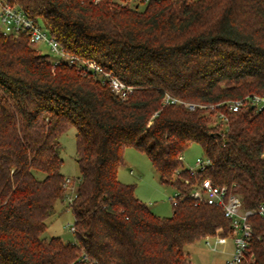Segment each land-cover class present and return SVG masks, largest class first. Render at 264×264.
I'll use <instances>...</instances> for the list:
<instances>
[{"label":"trees","instance_id":"obj_1","mask_svg":"<svg viewBox=\"0 0 264 264\" xmlns=\"http://www.w3.org/2000/svg\"><path fill=\"white\" fill-rule=\"evenodd\" d=\"M13 1L70 55L134 91L121 100L77 68L53 67L26 36L0 34V264H192L186 245L233 235L220 207L190 199L196 185L226 186L246 210L264 204V112L228 107L264 94V0H149L143 11L113 0ZM71 128L75 242L47 241L46 220L66 197L60 138ZM192 144L212 161L196 175L180 160ZM129 147L182 197L171 217L118 180ZM250 222V264H264V222Z\"/></svg>","mask_w":264,"mask_h":264},{"label":"built area","instance_id":"obj_2","mask_svg":"<svg viewBox=\"0 0 264 264\" xmlns=\"http://www.w3.org/2000/svg\"><path fill=\"white\" fill-rule=\"evenodd\" d=\"M148 1L149 0H146L145 2ZM0 34L15 38L26 36L30 45L33 47L40 44L48 46L51 52L57 56V60L51 62L53 67L64 64L69 67L77 68L84 76L96 78L103 84L108 85L112 92L121 100L128 99L134 91L132 86L127 85L117 76L106 71L95 61L84 60L70 55L66 49L51 36L48 28L42 23L34 21L27 12L13 0H0ZM165 102L183 105L191 111L196 110L197 107H204V105L172 98L170 95H166ZM247 106L255 108L257 112H264V94L249 95L245 98L228 102L229 110L233 112H238ZM219 118L224 120V122L227 121L223 115H219ZM180 160L183 161V156H180ZM211 164V159L205 156L203 158H198L196 161L197 169L190 170V172L192 175H196L199 171H205ZM131 173H133V171H131ZM70 183L72 182L69 179L64 182L66 190ZM189 197L196 206L207 204L220 207L226 218L231 221V227L233 229V235L231 237L234 242V250L226 264H250L252 260L251 240L253 237V228L250 218L257 215L264 222V204L246 210L243 208V201L239 195L231 193L226 186L215 185L211 179H204L199 185H196ZM181 200L182 197L177 192L175 197L171 198L173 205H178ZM72 230L74 232L75 227H73Z\"/></svg>","mask_w":264,"mask_h":264},{"label":"rangeland","instance_id":"obj_3","mask_svg":"<svg viewBox=\"0 0 264 264\" xmlns=\"http://www.w3.org/2000/svg\"><path fill=\"white\" fill-rule=\"evenodd\" d=\"M113 1L120 5L127 4L129 8L138 9L139 11L145 10L147 5L144 2L146 0ZM192 1L188 2L191 3ZM138 4L139 7H136ZM33 48L43 56H47L50 62L57 60V56L51 52L48 46L40 44ZM211 123L212 126L220 124L219 119L214 116L211 117ZM76 134V129L71 128L60 138V156L64 161L61 173L66 180L69 179L72 183L67 188L64 200L57 201L55 213L46 220L47 228L41 237L47 241L53 238H61L65 242H75L72 230L75 218L70 203L74 198L81 177L77 163ZM182 156L184 168L195 170L197 169V159L203 158L204 153L197 144H192ZM131 169L134 170V174L130 173ZM36 175L39 180H43L45 177V174L41 172H37ZM118 180L124 184L135 185L136 197L157 216L171 217L173 215L171 198L175 197L176 191L173 187L161 183L160 177L146 154L131 147L127 148L125 151V164L119 170ZM217 238L220 237H210L208 240L201 239L185 246L184 249L189 253L192 264H226L229 259L228 252L231 251L233 244L232 237L220 238L221 240Z\"/></svg>","mask_w":264,"mask_h":264},{"label":"crops","instance_id":"obj_4","mask_svg":"<svg viewBox=\"0 0 264 264\" xmlns=\"http://www.w3.org/2000/svg\"><path fill=\"white\" fill-rule=\"evenodd\" d=\"M124 164H125V162H124ZM131 171H133V173H131ZM130 173H131V174H134V170L131 169V170H130ZM208 239H209V238H206V240H208ZM217 239L221 240L220 238H217ZM207 243H208V242H207ZM232 243H233V244H232V247H231V251L228 252V256H229L228 258L231 257L232 252H233V250H234V242H233V239H232ZM226 262H227V261H226Z\"/></svg>","mask_w":264,"mask_h":264}]
</instances>
